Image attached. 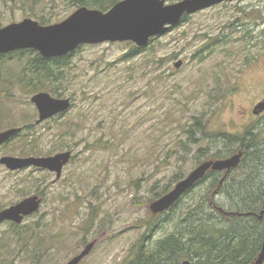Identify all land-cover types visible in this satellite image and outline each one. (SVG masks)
I'll return each instance as SVG.
<instances>
[{"label":"rangeland","instance_id":"obj_1","mask_svg":"<svg viewBox=\"0 0 264 264\" xmlns=\"http://www.w3.org/2000/svg\"><path fill=\"white\" fill-rule=\"evenodd\" d=\"M74 10L59 0H0V28L35 20L30 14L63 20ZM187 18L130 59L124 58L127 42L86 45L73 52L63 83L53 86L62 96L46 92L69 98L71 108L33 125L32 133L5 151L16 155L36 146L44 157L71 153L58 179L42 174L44 229L38 235L47 248L35 263L29 256L34 243L20 252L12 242L0 264H67L88 244L92 249L78 264H124L145 233L146 221L156 215L150 208L160 198L155 193L200 165L194 159L197 146L210 140L187 133L194 117L209 134H237L254 125L264 138V111L253 113L264 101V0L223 2ZM14 59L8 63L16 71L1 74L10 79L0 82V108L10 111L0 118L2 128L33 124L37 118L30 98L39 92L21 88L19 69L24 66ZM178 61L182 64L176 69ZM6 178L0 169V204L16 197L7 189L13 180ZM4 230L0 240L10 236ZM166 231L155 232L144 244H153Z\"/></svg>","mask_w":264,"mask_h":264},{"label":"trees","instance_id":"obj_2","mask_svg":"<svg viewBox=\"0 0 264 264\" xmlns=\"http://www.w3.org/2000/svg\"><path fill=\"white\" fill-rule=\"evenodd\" d=\"M1 1L4 4H16L18 0ZM20 1L35 4V0ZM59 1L71 9L86 7L106 12L121 0ZM29 17L44 26L61 20L53 15L51 17L43 14H30ZM187 17L184 16L181 23H184ZM152 41L154 39L150 43ZM127 45L129 51L124 58L136 57L142 51L131 43ZM82 47L84 46L77 50ZM72 55L73 53L60 58L44 59L33 50L0 55V82L3 84L4 81L10 80L2 77L3 71L6 70V75L9 71H16L8 63L15 58L16 65L24 66L19 69L18 78L22 89L31 93L49 92L61 97L62 92L53 86L57 82L60 85L63 83L64 72L70 67ZM7 57L8 61L4 63ZM9 77L13 81L14 76ZM1 88L0 91H3V85ZM8 112L0 108V118H5ZM187 133L194 139L195 135L199 134L211 142L204 147L197 146L194 158L197 165L203 160L215 162L236 155H239V164L230 170L207 171L204 177L166 212L147 220L145 233L131 247L129 259L124 264H182L184 261L189 264H254L261 253L264 240V138H260L262 132L253 125L237 134H209L201 120L194 117ZM195 142L196 140L193 144ZM35 147L28 146L23 154L41 155ZM181 180L182 176H174L168 185L162 187L161 192L155 193L154 198L165 195L174 183ZM164 229L167 230L164 237L154 240L153 244H144L145 240L149 242L155 232ZM22 235H17V240L24 242L20 252H26L29 234L25 237ZM32 248L30 259L38 263L43 256L42 250L47 246L41 245L38 240ZM5 250L6 246L1 244L0 256Z\"/></svg>","mask_w":264,"mask_h":264},{"label":"water","instance_id":"obj_3","mask_svg":"<svg viewBox=\"0 0 264 264\" xmlns=\"http://www.w3.org/2000/svg\"><path fill=\"white\" fill-rule=\"evenodd\" d=\"M233 0H181L166 4L164 0H121L106 12L80 7L62 21L50 25H40L37 21L26 18L0 28V54L18 50H34L44 59L60 58L74 52L82 45H98L103 43L131 42L137 48L146 47L150 40L166 34L176 27L183 16L211 8L223 2ZM182 62L174 64L177 69ZM35 106L40 124L54 116L66 113L71 106L69 98H54L46 92H39L30 98ZM264 111V101L255 106L253 113ZM19 129H11L0 133V145ZM69 151L48 157H29L19 159L2 157L0 164L11 170L29 166L43 168L56 174L58 179L62 168L70 161ZM239 164V155L215 162H205L194 169L186 178L179 181L172 190L151 204V211L159 214L167 211L188 190H190L207 171L230 170ZM38 201L29 198L18 206L0 212V222L14 218V215H27L38 209ZM92 244L71 259L67 264H78L92 249ZM264 262V240L257 260L254 264ZM182 264H189L187 261Z\"/></svg>","mask_w":264,"mask_h":264},{"label":"flooded vegetation","instance_id":"obj_4","mask_svg":"<svg viewBox=\"0 0 264 264\" xmlns=\"http://www.w3.org/2000/svg\"><path fill=\"white\" fill-rule=\"evenodd\" d=\"M36 113H37V110H36ZM37 119H38V113H37V118L36 120H34L33 124L30 122L24 121L21 125L14 127V128L12 127L2 128L0 126V129H1L0 133L11 130V129H19L18 133L14 134L6 142L0 145V158L15 157L19 159H24V158H29V157H35V158L43 157L42 155L23 154V153H26L25 151L26 147L23 148V150H21V152H18L16 155L5 153L6 149H8L7 148L8 145L17 142L18 140H20L22 136L26 137L28 136V134L32 133V130L34 128L33 125L39 126L42 123H44L42 122L40 124H37L36 123ZM0 169L5 173L6 177L9 180L10 179L13 180L11 184L7 187V189L11 191H15V194H16V197L11 202L7 204H0V212L10 209L12 207L18 206L21 202L29 198H35V201L39 202L37 210L27 215L20 214V213L18 215H14V218L19 220L18 222L12 219H6L0 222V229L3 227L6 229L4 230V232L5 231L10 232V236L6 237L5 239L0 240V245L4 244L7 250L9 248V245L12 242H14L22 249L24 242L21 240H17V237H18L17 235L21 236L23 234L22 236L25 237L29 234L28 246L30 247V243L35 244L36 241L39 240L40 237L38 233H40L44 229L43 216L40 213V209L42 208L43 202H44L42 174L47 172L50 175H54L55 179H57L56 174L48 170H45L43 168H38L35 166H29V167H25L22 169L11 170L7 168L6 166L0 164ZM0 184L2 183L0 182ZM14 234H17V235H14Z\"/></svg>","mask_w":264,"mask_h":264},{"label":"bare ground","instance_id":"obj_5","mask_svg":"<svg viewBox=\"0 0 264 264\" xmlns=\"http://www.w3.org/2000/svg\"><path fill=\"white\" fill-rule=\"evenodd\" d=\"M201 240V239H200Z\"/></svg>","mask_w":264,"mask_h":264}]
</instances>
